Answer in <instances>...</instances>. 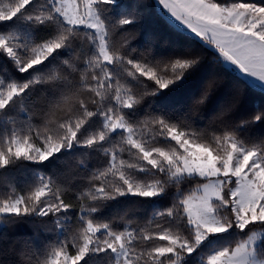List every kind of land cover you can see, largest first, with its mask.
<instances>
[{
    "label": "snow or ice",
    "instance_id": "snow-or-ice-1",
    "mask_svg": "<svg viewBox=\"0 0 264 264\" xmlns=\"http://www.w3.org/2000/svg\"><path fill=\"white\" fill-rule=\"evenodd\" d=\"M250 88L264 0H0V264H264Z\"/></svg>",
    "mask_w": 264,
    "mask_h": 264
},
{
    "label": "trees",
    "instance_id": "trees-1",
    "mask_svg": "<svg viewBox=\"0 0 264 264\" xmlns=\"http://www.w3.org/2000/svg\"><path fill=\"white\" fill-rule=\"evenodd\" d=\"M242 1V0H238ZM152 0H148V3H151ZM160 19L163 21L162 26H157L154 23V17H149V19L146 21L144 25V31L147 32L149 30L155 32L154 40L158 47L163 48L165 45L174 39L176 37H180L185 42L190 41L191 37L188 36V34L181 32L173 23L169 22L168 19H165L164 17H160ZM142 40V38H141ZM133 46H136L135 44ZM211 52L210 49L205 55H208L209 58H211ZM233 75H236L235 73ZM261 100H264V93H261L256 88H250L249 89V95L243 100V106L246 108L253 107L256 103L260 102ZM19 176V174H17ZM123 207V206H121ZM10 232H14L18 235H31L34 231L32 225L30 223H20L15 226L14 229L10 227Z\"/></svg>",
    "mask_w": 264,
    "mask_h": 264
},
{
    "label": "rangeland",
    "instance_id": "rangeland-1",
    "mask_svg": "<svg viewBox=\"0 0 264 264\" xmlns=\"http://www.w3.org/2000/svg\"><path fill=\"white\" fill-rule=\"evenodd\" d=\"M238 2H242V1H238ZM166 11V10H165ZM172 21H174V18H171ZM175 24L179 25V22H174ZM180 28H184L185 26L183 25H179ZM187 30V29H185Z\"/></svg>",
    "mask_w": 264,
    "mask_h": 264
},
{
    "label": "water",
    "instance_id": "water-1",
    "mask_svg": "<svg viewBox=\"0 0 264 264\" xmlns=\"http://www.w3.org/2000/svg\"><path fill=\"white\" fill-rule=\"evenodd\" d=\"M175 26L177 25V24H175V23H173ZM179 30H180V27H177ZM190 30H185L183 33H188ZM257 90H259L258 88H256ZM260 91V90H259Z\"/></svg>",
    "mask_w": 264,
    "mask_h": 264
}]
</instances>
